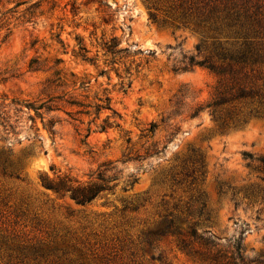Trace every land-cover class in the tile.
<instances>
[{
	"label": "rangeland",
	"instance_id": "rangeland-1",
	"mask_svg": "<svg viewBox=\"0 0 264 264\" xmlns=\"http://www.w3.org/2000/svg\"><path fill=\"white\" fill-rule=\"evenodd\" d=\"M229 63L240 75L208 67ZM238 82L253 95L207 107ZM263 157L264 0H0V264H229L216 251L240 237L264 264ZM105 165L85 204L44 183Z\"/></svg>",
	"mask_w": 264,
	"mask_h": 264
},
{
	"label": "trees",
	"instance_id": "trees-1",
	"mask_svg": "<svg viewBox=\"0 0 264 264\" xmlns=\"http://www.w3.org/2000/svg\"><path fill=\"white\" fill-rule=\"evenodd\" d=\"M105 48L107 49V51H112L116 44L114 39L111 40V44L107 41L104 42ZM254 55H256L254 52H252L250 50V54L248 55L246 54H242L240 56H238L237 61L242 62V63H247L249 59H252L254 57ZM251 57V58H250ZM224 59H226V56H223ZM233 59V58H232ZM202 65L200 62L196 61V58L194 56L189 57V62H188V66H194V65ZM187 66V68H188ZM30 67L33 68L34 70H39V66H38V60H32L30 62ZM208 67L216 72L219 76H224L226 74H230L234 77L240 75V72H238L236 69H234V67L232 66L231 63L227 64V65H221V66H217L215 64H209ZM186 68V69H187ZM239 80V78H237ZM52 83L50 81V79L46 80L45 82V88L50 89L52 87ZM238 86L236 88L235 91H233L231 93L230 97H226L222 94V92H220L219 95L217 96V99H215L212 103H209L207 105V107H211V106H217L220 105L222 103H225L227 101L230 100H239V99H246L248 97H250L251 95H253V89H248V87L246 85H243L241 83L238 82ZM234 89V88H233ZM61 97H54L51 98L48 102H43L42 104H40L38 107L33 104V103H28L26 104V107L28 110H35L36 112L39 110H42L43 108H45L47 111L53 110V106L51 104H48L49 102L55 101V99H59L60 100ZM108 101H110L109 98H107ZM69 105L71 106H83L82 104H80L79 102H77L76 100H67L66 101ZM204 107L200 106L198 107V110L203 109ZM96 111L98 114H100L102 111H112L113 113H116L113 111V108L109 103L107 104H97L96 105ZM121 118V115H118ZM111 116H108L105 120L104 123L101 125L102 131H107L109 128H111L112 123L110 122ZM115 122V121H114ZM119 126V125H118ZM152 127L154 128V130H150L151 133H155V130L157 128L156 124H152ZM48 131L50 133V135L55 136L56 132L54 130V127L48 126ZM160 153V151H158V148H149V150H147V154L151 155V154H157ZM140 157V155L138 156ZM128 160H131L130 158ZM188 161L191 162V164L187 167H185V175L187 177H192L193 181L196 180L197 177L196 176V172H200L205 168V162H204V156L202 154L197 153L195 150H193V154L188 158ZM262 165L264 166V157L260 159ZM6 163V161H5ZM4 165V164H3ZM4 169L6 167L1 166ZM112 168H108V165H105L104 170H100L98 172V176H97V180L99 181H94V182H90L86 185H75L73 180L68 178L67 176L65 177H60L58 181H51V180H45V186H47L50 189H53L54 191L58 192V193H69L71 198L76 200L78 203H82L85 204L87 202L92 201L94 198H96L99 193L106 189L107 187H109L108 185H106V183L108 182L107 177H106V173L111 170ZM136 182V179L135 181ZM205 206V204H204ZM202 214V212H201ZM174 225V220H169L168 221V228H172V226ZM197 223H192L188 226V231L189 233L199 239L201 242H203L207 247L209 248H217V244L215 243V241L209 237L208 233L209 232H202L201 234L198 232V227H197ZM176 231H179V228L175 229ZM242 240L243 238H236L234 240V243L232 245H229L228 248L230 249H217L215 257L217 259H226L227 263L229 264H251V262L249 260H246L243 256V247H242Z\"/></svg>",
	"mask_w": 264,
	"mask_h": 264
}]
</instances>
